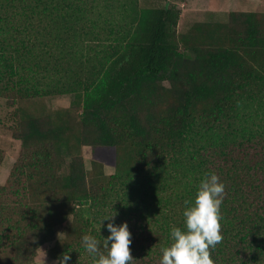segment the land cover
<instances>
[{
  "label": "trees",
  "instance_id": "trees-1",
  "mask_svg": "<svg viewBox=\"0 0 264 264\" xmlns=\"http://www.w3.org/2000/svg\"><path fill=\"white\" fill-rule=\"evenodd\" d=\"M135 1L0 0V97L22 141L0 184V264H36L49 241L53 258L93 264L81 236L102 240L114 212L130 264H160L206 172L225 184L214 264H264V11L178 32L176 5ZM84 145L114 147L115 172L88 168Z\"/></svg>",
  "mask_w": 264,
  "mask_h": 264
},
{
  "label": "clouds",
  "instance_id": "clouds-1",
  "mask_svg": "<svg viewBox=\"0 0 264 264\" xmlns=\"http://www.w3.org/2000/svg\"><path fill=\"white\" fill-rule=\"evenodd\" d=\"M224 193L225 184L219 176L215 172H206L199 181L193 200L184 202V228L171 227V243L161 247L160 264H214L210 249L223 239L220 207ZM115 215L116 212L100 220L99 231L103 222L108 221L104 225L108 234L102 235V240L87 233L81 236L83 248L92 256L93 264H130L134 258L128 223H115ZM70 261L68 251L57 257V264H69Z\"/></svg>",
  "mask_w": 264,
  "mask_h": 264
},
{
  "label": "rangeland",
  "instance_id": "rangeland-1",
  "mask_svg": "<svg viewBox=\"0 0 264 264\" xmlns=\"http://www.w3.org/2000/svg\"><path fill=\"white\" fill-rule=\"evenodd\" d=\"M138 7H152L164 5H176L181 10L177 25L178 32L187 31L196 21L226 20L233 6H229L228 0H136ZM243 2L237 6L238 10H245ZM235 9V10H236ZM95 44V43H93ZM72 94L50 95L44 98L48 109L68 107L71 103ZM15 107L9 106L5 98L0 97V148L3 151L4 159L0 165V184H3L9 177L10 172L22 150V141L13 136L12 127L15 124ZM85 163L91 168L93 160H99L104 164L107 174L116 170V153L114 147L91 145L83 146ZM79 215L88 216L86 207H77ZM71 219V218H70ZM65 225L56 227V237L64 235ZM54 241H49L41 245L35 255L36 264H57V259L53 258L49 250Z\"/></svg>",
  "mask_w": 264,
  "mask_h": 264
},
{
  "label": "crops",
  "instance_id": "crops-1",
  "mask_svg": "<svg viewBox=\"0 0 264 264\" xmlns=\"http://www.w3.org/2000/svg\"><path fill=\"white\" fill-rule=\"evenodd\" d=\"M242 2L243 5L245 6L244 7L245 10L264 11V0H228L229 6H233L232 8L235 9L237 8V6H240Z\"/></svg>",
  "mask_w": 264,
  "mask_h": 264
}]
</instances>
